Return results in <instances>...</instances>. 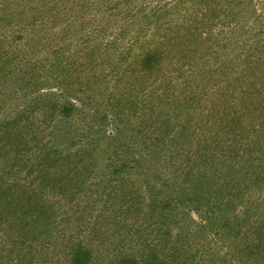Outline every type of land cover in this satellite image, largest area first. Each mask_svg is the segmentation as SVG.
I'll return each mask as SVG.
<instances>
[{
	"label": "trees",
	"instance_id": "1",
	"mask_svg": "<svg viewBox=\"0 0 264 264\" xmlns=\"http://www.w3.org/2000/svg\"><path fill=\"white\" fill-rule=\"evenodd\" d=\"M55 1L0 0V82L5 78L6 81L10 80V73L15 69V75L8 84L13 92L6 96L11 104L27 99L19 114L14 118L5 116L0 121V176L3 178L0 180V264H49L54 260L61 264H192L197 250L193 252L192 247L188 246L186 237H182L184 234L171 235L169 227L165 229L161 220L168 221L174 216L177 219L181 212L175 214L174 208L187 207L191 211H199L201 203L208 207L204 211L206 216L211 212L210 205L213 204V208L220 211V215L214 220L230 230L215 227V231L211 232L210 226L218 223L212 217H207V220L201 217V221L197 223L191 221L195 230H201L197 236L202 237L204 243L207 242L205 254H208L206 250L212 249V239L220 240L219 234L227 235L226 232L232 233L235 228V248L248 251L257 249L258 254L264 252V236L254 240V233L261 236L259 232L264 231V210L260 208L253 220L254 216L244 212L245 207L252 205L247 206L248 203L242 202L245 194L254 190V187L258 186L259 189V186H264V82L242 88L238 82L230 79V86L236 87L237 83L240 85L239 97L237 94H230V101L227 100L226 93L222 94L220 97L226 99L228 105H218V108L211 106L200 120L193 116L184 125L173 123L171 132L166 127L171 123L164 126L165 121L160 120L159 123V118H153L147 110L146 116L142 114L144 118L135 115L125 122L130 110L126 115L121 114V117L119 110L115 119L110 118L107 112L106 115L97 114L98 110L96 114L93 110L89 111L85 117L83 112L81 114L77 111L74 102L64 97L62 98L65 100L60 99L65 103L54 101L51 110L45 105L37 106L44 94L36 93L37 95L29 97L22 90L33 79H38L43 70L53 72L52 78L57 85L54 88H61L63 96H74L77 102L80 98L82 100L84 92L97 86H93L94 82L80 73L84 71L82 58L85 56L94 63L97 72L110 67L109 73L116 74L112 75L115 80L103 94L104 100L101 103L105 105H118L122 100L131 105L134 99L129 98L131 93L126 92L130 90L140 94L150 92L149 101L156 100L159 105L178 102L183 103L180 107L184 109L191 106L195 108L197 105L193 100L180 102L179 99H172V81L166 72L161 71L159 64L162 52L157 53L155 45H151L154 48H149L150 40H130L128 56L132 54V57L139 59V70L133 69L131 63L124 62V56L111 63L110 58L115 59V55L109 48L117 46L123 32L120 31V34L111 39L100 29L97 34L104 38L90 45L86 34L79 31L83 23H73V26L79 28L74 33L59 22L62 11H59L61 9ZM220 1L228 3V17L235 19L237 6L240 8L241 2L245 0ZM47 2L54 4L45 6ZM159 6L156 5L154 9L157 10ZM46 8L49 10L46 11ZM219 10L222 9H215L216 12ZM67 12L72 18V9ZM49 16L54 19L48 18ZM195 27L196 24L187 23L179 29L186 28L188 33H192ZM158 29L155 22V31ZM45 46L47 48L39 52ZM171 46L173 47V43ZM136 49H141V52L136 53ZM101 51L106 59L97 56L96 52ZM251 53L248 55L251 58L248 63L251 66L261 65V77H264V62H257L260 52ZM208 54L207 50L203 55ZM97 59L106 65L101 66V70L95 64ZM120 63L125 65L116 69ZM244 64L245 60L242 61V65ZM104 76L106 75L102 74L107 80ZM22 78L27 81L20 82ZM160 82L166 83L165 88L163 87L162 92H157L161 87ZM115 89L119 92L118 101L109 103L108 97L113 95ZM216 91H221L219 86ZM2 92L1 90V94ZM126 94L127 99L122 97ZM240 98L245 100L241 106ZM48 101L49 99L46 102ZM16 108L17 106L0 105V113L4 114L2 110L15 111ZM39 111L41 112L37 114ZM72 120L82 126L81 135L73 142L77 146L69 142L71 146L68 153L48 154L50 150L45 147L46 133L53 128L57 134L62 131L63 122ZM18 122L23 124L21 128L28 135V128L32 124L37 125L36 133L31 135L33 142L27 141L30 138L21 132ZM113 124L115 128L107 133ZM15 128L19 143L10 142ZM173 129L177 131L173 133ZM129 132L135 137H128ZM170 133L174 135L170 136ZM224 136L227 142L223 141ZM138 142L141 144H137ZM214 142L219 145L215 146ZM111 145L113 150L109 147ZM136 145L143 146L145 155L149 157L147 164L141 162V155L134 156L135 151L131 152V156L135 159L132 160L133 163H138L137 166L130 167L127 162H116L114 151H118L120 146L136 150ZM100 149L111 153L85 159ZM81 151L86 155L83 153L84 157L82 155L75 163L71 161L69 168L65 166V162H61L58 166L65 170L55 176L46 175L50 173L49 167H53L52 162H58L64 156L67 158L79 155ZM159 152H165V156L158 154ZM156 154L160 158L159 163H156L159 167L152 162ZM53 156L59 157L55 161ZM82 161L87 162V165L78 166ZM6 166L9 169L5 170ZM13 166L18 168L14 169ZM100 168L104 169L105 178L100 179V183L95 186L86 171ZM155 175L156 182L160 180L163 184L157 182L158 186H165L166 189L158 190L152 184L155 182ZM42 176V183L47 184L46 187L52 186L57 192L56 198L43 193L44 197L38 199L34 190H42L40 184L33 189L29 184L20 185L22 179L32 177L37 180ZM239 180L242 181V186H238ZM95 191L104 193L105 198H97L95 204L90 205L83 196L95 194ZM212 198H215L214 203ZM62 201L73 204L70 207L72 214L67 218L63 217L62 208L66 207L62 206ZM257 204L259 205V200ZM261 206L264 207V202ZM184 212L182 211V217H185ZM69 224L70 230L66 228ZM255 225L259 230H254ZM246 232L251 235L249 243L242 239ZM35 241L46 257L40 261L32 255ZM209 255L213 258V254ZM227 255L234 257V254ZM28 258L31 260H27ZM263 259L264 256L254 260Z\"/></svg>",
	"mask_w": 264,
	"mask_h": 264
},
{
	"label": "rangeland",
	"instance_id": "2",
	"mask_svg": "<svg viewBox=\"0 0 264 264\" xmlns=\"http://www.w3.org/2000/svg\"><path fill=\"white\" fill-rule=\"evenodd\" d=\"M78 2L80 3L77 4ZM55 3L58 4L57 7L61 9L59 11H62V17H60L59 22L66 26L67 30H73L74 33H76L79 28L78 26H73V23H83L82 29L79 31L81 34H86L90 45L94 44L96 41H101L104 38L103 36H99L97 34L100 29L106 33V37L110 36L111 39L116 37L118 33L120 34V31L123 32L122 36H120V39L118 40L117 46L109 48L110 51H112V54L115 55V59L113 57L110 58L111 63L119 61L117 59L124 56V62L127 61L128 63H131L133 69L139 70V59L132 57V54H129L128 56L130 40H133L134 38H141L143 41L150 40V46L155 45V50L157 53L162 52L161 55L163 56L159 58V64L161 71L166 72L169 75L168 78L172 81L170 87L172 99H179L180 102L193 100L197 105L195 108H192L193 106H191L188 107V109L181 108L180 105L183 103L178 102H174L171 105H159L160 103L156 100L149 101L151 100L149 97L150 92L146 94H140L131 90L126 91L131 93L129 98L134 99L131 105H129L128 102H125V100L118 102V105H105L104 103H101V101L104 100L103 94H105V89L108 87V85L112 84V82L115 80V77L112 75L116 74L109 73L111 70L110 67L105 69V71L97 72V67L94 66V63L89 59L88 56H85L82 58L84 71H80V73L92 80L94 82L93 86H97L84 92L82 95V100L80 98V101L77 102L76 99H74V96H63L61 88H54L56 81L52 78L53 72L51 70H48L47 72L43 70L38 79H33V82H30V84L22 90L23 92H27L26 94L29 95V97L34 96L36 93L44 94L43 97L40 98L41 101L37 103V106L45 105L49 110H51V107H54V101L56 103H65V101L60 99L64 97L65 99L74 102L76 104L77 111H79L81 114L83 112L85 117H87L89 111L93 110V112L96 114V111L98 110L99 113L97 114L106 115L107 112V115L110 118L115 119L114 116L119 110L120 117L121 114L126 115L130 110L129 114H127L125 122L135 115L142 116L143 114L146 116L147 110L149 111L150 116L153 118H159V123L160 120L165 121L164 126L171 123L170 125L166 126L167 128H170L171 132V128L174 126L173 123L178 126L184 125L186 122H188V119L193 116H195V119L198 118L200 120L204 117V114H206L207 110L211 106L218 108V105L219 107L222 104L228 105L226 99L220 97L222 94L226 93L228 98L227 100L231 101L232 97L230 94H237L239 97L241 87H253L264 82V77H261L260 71L262 66H251L248 63L251 60L248 55L252 54L251 52L258 51L260 52V58L257 59V62H264V0H245L244 2H241L242 5L240 8L239 5L237 6V16L235 19L228 17L229 12L226 10L228 3H221L220 0H161L160 2H158V0H56ZM51 4L54 3L47 2V5L45 6H50ZM40 5H43V3ZM156 5H160L157 10L154 9ZM217 8L222 9L217 11L220 12V14L215 11ZM71 9L73 16L72 18L70 13L67 12ZM45 10L48 11L49 8H46ZM217 14H219V16H217ZM48 18L54 19L52 16H49ZM155 22H157V27H159L157 32L155 31ZM187 23L196 24V27L192 33H188L186 28L179 29L183 24L186 25ZM0 30H2V27H0ZM201 31L204 34H202ZM171 43H173V47L171 46ZM90 45L87 44V46ZM150 46L149 48H154V46ZM46 48L47 46H45V48H41L39 52ZM141 49H139L140 52ZM207 50L209 51V54L204 56L203 54ZM135 51L136 53L139 52L138 49ZM213 52H218V54H213ZM96 53L99 58L106 59L105 54L102 51ZM207 56H212L213 58H209ZM243 60H245L244 65H242ZM99 61V59L95 60V64L98 66L99 70H101V66L106 65H103L101 61L99 64ZM124 65V63H120L116 69H119ZM102 74L106 75L104 77H106L107 80L102 77ZM200 74L209 75L202 76ZM14 75L15 69L12 73H10V76H12L10 80L6 81L5 78L1 80L2 82H0V105H9L10 107L17 106V108L15 111L2 110L4 114L0 113V121H3L5 116L7 118H14L17 114H19V112H21L22 106L27 103L25 101L26 98L21 99V102L18 104H11L10 101H8L9 98L6 95L13 92L11 88H8V84L11 83ZM74 76H77V74ZM220 78L221 80L219 81ZM230 79H233L232 82H238L241 87L238 83L236 87L235 85L230 86ZM19 81L26 82L27 79L22 78ZM165 84L166 83L163 84L160 82L161 87H159L157 92H162L163 87L165 88ZM135 86H138V84H135ZM218 86L221 90L219 93L216 91L218 90ZM1 90L3 91V94H1ZM112 93L113 95L108 97L110 99L109 103L118 101L117 99L119 96H117V94L119 92H116L115 89ZM54 96L60 97L57 99H52L51 97ZM88 96H92V98L89 99ZM122 97L127 99V94ZM64 98L62 99L65 100ZM241 98L240 106L243 103L242 101H245ZM243 98L246 99L247 97ZM2 99L5 101H2ZM48 99L49 101L46 102ZM40 112L41 111L37 112V114ZM125 122L122 124L125 125ZM18 124L20 123L18 122L17 125ZM79 124L80 123L77 124L73 122V120L63 122L61 124L62 131H59L57 134L53 128L50 129V131L46 133L45 136V147L47 150H50L48 151V154L56 155V153L60 152L68 153L70 150L69 146H71L69 142L75 144L73 142H75V140H77L81 135L82 126ZM22 125L23 124L19 125L21 132L26 133V135L29 136L30 139L27 141L30 143L33 142L34 138H31V135L36 133L37 125L32 124L28 128L29 135L28 132L21 128ZM113 128H115L114 124L111 125V129H109L107 133L112 132ZM7 130L8 128L3 132V136H5ZM176 131V129H173L172 132L175 133ZM173 133H170V136L174 135ZM7 136H9V134H7ZM127 136L135 137L131 132L127 133ZM17 137L18 136L16 134L15 128L13 130V137L10 142L19 143ZM213 140H215V138ZM223 141L227 142L225 136ZM137 144L140 145L141 143L138 142ZM214 145L216 146L219 144L214 142ZM75 146H77V144H75ZM136 146V150L134 148L128 149L127 146H120L118 151H114L113 154L114 157L117 158L116 162H127V165L130 167L137 166L138 163L136 162L137 165H135L133 163L135 159H133V156H131V152L135 151L136 153L134 156L137 154L141 155V162L147 164L149 157L148 155H145L143 146ZM109 147L111 150H113L112 145ZM83 153L84 151H81L79 155L74 154L71 157L68 156L67 158L64 156L61 157L58 162H52L53 167H49L50 173H46V175L50 177L61 173L65 169L59 167L58 164L65 162V166L69 168V166H71V161L75 163L79 160ZM107 153L111 152L100 149V151L95 152L92 156H86L85 159L89 160L93 156H99L102 154L105 156ZM158 154L165 156V152H159ZM158 154H156L155 160H152L153 164L155 165L156 163H159L158 159L160 158H158ZM84 155L86 154L84 153ZM84 155L82 157H84ZM53 157V159L56 161L57 157L59 156ZM86 163L87 162L82 161L78 164V166H86ZM156 166L159 167V164ZM13 167L14 169L18 168L17 166ZM7 169H9L8 166H6L5 170ZM103 170V168H100L98 170L90 169V171H86L89 175V180H93L94 183L92 184L95 186L100 183V179L105 178V172ZM33 174H36V172H33ZM43 175L46 176L45 174ZM44 176L37 180H33L32 177L22 179V183L20 185L29 184V187L33 189L36 188L38 184H40L42 185V190L38 188L34 190V194H38V199L44 197L43 193H48L50 198H56L57 192L51 188L52 186L46 187L47 184L42 183L41 179ZM156 177L157 175L153 176L155 182L152 183L155 185L156 189H166L165 186H158L157 182L160 184H162V182H159L160 180L156 182ZM2 179L3 178L0 176V180ZM238 186H242V181L239 180ZM257 187H254V190H251L245 194V197H243L244 199L242 200V202L246 204L248 203L247 206L252 205L248 208H244V212L248 213L249 215L251 214V217L254 216L257 211H260V208L261 210H264V207L262 208L261 206L264 202V200H262V197L264 196V186L261 188L259 186V189ZM228 188L230 190V185H228ZM46 189L47 191H45ZM93 193L95 194L91 193L87 196H83L84 198H87V202L90 205L95 204V200H97V198H105L104 193H100L99 191H95ZM232 198L233 197H231V199ZM165 199L167 200L168 198ZM214 200L215 198L211 199L212 203H214ZM258 200L259 205L257 204ZM100 204L101 203H99V205ZM72 205L73 204L70 201H62V206L66 207V209L62 208L64 218H67L72 214V209H70ZM214 205L217 204L215 203ZM257 206H259V208H256ZM207 208L208 207L202 205V203L199 206V211H191L187 207H181L180 209L174 208L173 212L175 214L181 212L177 219L175 218L176 216H174L170 217L171 220L168 219V221L166 219L161 220L162 226L165 229L169 227L171 235L176 236L180 233L184 234L185 236L182 237H186L188 246L192 247L193 252L195 249L197 250V256L192 264H264V259L262 261L254 260L255 258L263 257V251L261 254H258L257 249H251L248 251L245 249L240 250L238 247L235 248L233 240L236 228L232 231V233L226 232L228 233L227 235H225V233L219 234L221 237L220 240L212 239V249L209 251L206 250L208 254H205V245L207 242L204 243V239L197 236L201 230H195V225H191L190 222H200L201 217H205L206 220L207 217H212L214 220L216 216L220 215V211L214 209L213 204H211V212L206 216L204 211ZM182 211H185V217H182ZM223 214H226V212ZM255 218L256 216H254L252 219L254 220ZM214 221L218 222L216 220ZM167 223L169 225H167ZM202 224L204 223L202 222ZM70 226L71 225L69 224V227L66 228L70 230ZM215 227L225 230H228L229 228L218 222L214 226H210L211 232L215 231ZM254 230H259V227L255 225ZM259 233L262 235L259 236L254 233V236L256 237H254L255 241L262 239L264 236V231ZM250 236L251 235H248L246 232L245 237L243 236L242 239L249 243ZM40 250L41 249L38 245V242L35 241L32 255L39 261L46 258ZM227 253L234 254V257L231 258L230 255H227ZM209 254H213V258ZM27 260H31V258H28ZM49 264L61 263L54 260L50 261Z\"/></svg>",
	"mask_w": 264,
	"mask_h": 264
}]
</instances>
